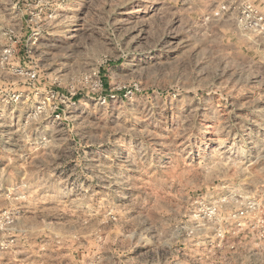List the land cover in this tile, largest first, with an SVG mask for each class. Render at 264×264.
<instances>
[{
    "label": "rangeland",
    "instance_id": "374dc122",
    "mask_svg": "<svg viewBox=\"0 0 264 264\" xmlns=\"http://www.w3.org/2000/svg\"><path fill=\"white\" fill-rule=\"evenodd\" d=\"M228 4L0 0V264H264V25Z\"/></svg>",
    "mask_w": 264,
    "mask_h": 264
},
{
    "label": "built area",
    "instance_id": "2783aa9c",
    "mask_svg": "<svg viewBox=\"0 0 264 264\" xmlns=\"http://www.w3.org/2000/svg\"><path fill=\"white\" fill-rule=\"evenodd\" d=\"M228 5H221L218 11L230 12L234 17L243 19V30H254L264 25V16L254 7L251 0H227ZM264 1V0H260ZM218 12H216L217 14Z\"/></svg>",
    "mask_w": 264,
    "mask_h": 264
}]
</instances>
